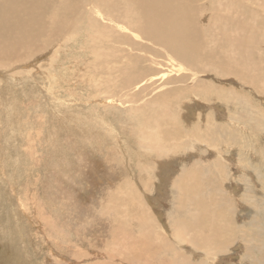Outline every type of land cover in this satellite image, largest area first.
Returning a JSON list of instances; mask_svg holds the SVG:
<instances>
[{
  "label": "rangeland",
  "instance_id": "obj_1",
  "mask_svg": "<svg viewBox=\"0 0 264 264\" xmlns=\"http://www.w3.org/2000/svg\"><path fill=\"white\" fill-rule=\"evenodd\" d=\"M15 1L4 12L8 23L34 19L25 32L13 30L22 40L0 38V264L11 252V205L28 235L23 255L36 264H214L223 257L224 264H264V0H101L121 15L148 17L173 43L188 42L194 59L187 67L217 94L198 93L200 104L187 110L172 105L176 123L160 102L136 117L120 103L123 47L107 41L113 32L98 23V0ZM153 4L160 16L149 13ZM176 59L170 52L155 71L175 76ZM137 119L187 147L165 150L170 162L159 170L157 154L134 132ZM197 125L220 136L210 146L194 143ZM221 162L223 180L207 168ZM195 194L209 208L197 210ZM198 212L219 216L207 227ZM221 214L231 221L225 235Z\"/></svg>",
  "mask_w": 264,
  "mask_h": 264
},
{
  "label": "bare ground",
  "instance_id": "obj_2",
  "mask_svg": "<svg viewBox=\"0 0 264 264\" xmlns=\"http://www.w3.org/2000/svg\"><path fill=\"white\" fill-rule=\"evenodd\" d=\"M131 2H132V0H131ZM110 6L111 5H108V4L101 5V0H98V11H97L98 12V18L97 19H98L99 25L102 28H109L113 32L110 34L109 39H107L109 44L113 48H115L114 44L120 43L119 46L121 48L123 47V52H124L123 53V59H122L121 63L118 66H116V68H117V72H118V70H124L125 72H128V74H127V78H126L125 82H122L123 85H119L117 87L116 93L122 94L118 98L120 103L127 104V106L130 107V109L128 111L129 112L132 111V113H135V117L139 113H141L144 110V108L146 109V111L149 112L151 109L150 104L160 102V103H158V106L161 107L162 111H164L166 113V115L169 118H171V120L173 119L176 123V115H174V114L171 115L172 112H171V114H169L170 113V107L172 105H177L179 107L183 106L184 110H187L190 107L189 106L190 103L200 104V101L198 99V95H199L198 93H200L202 95L203 94H207V95L208 94H212V95L217 94L216 91L215 92L210 91L214 86H212V85L208 84L206 81L202 80L200 77H198V74L194 73L192 70H190L187 67L188 64H190L194 58H193L192 52H191L192 49L187 47L188 42L186 40H185L186 42L184 40H181L178 43H173L172 39H170L169 37L164 35L157 27L150 25V24H147L150 22L148 17H146L145 20H138V19L132 18V15H130L129 13L121 15V14L117 13ZM156 6L157 5H155V4L151 5L149 7V13L151 12V14L153 16L157 17V16H160L162 14V11ZM17 7H18V2L15 0H13V1L7 0L4 3L0 4V38H2L4 40L12 39L14 42H17L18 40H22L23 39L22 37L24 35L13 34V30L17 29V30H19V32H22V33L25 32L34 19L33 15H31L26 20L19 19L16 21L13 20L11 23H8L6 15L4 12L8 8H17ZM144 22H145V24H142ZM13 36H15L16 39L13 38ZM101 36L104 37V33ZM172 51H174L177 54L176 60L178 62L179 68L176 70L175 76L167 77L166 75L161 74L159 72H156L155 70H156V66H159L161 61L164 60L165 58H167L170 55V52H172ZM193 51L195 52V50H193ZM119 52H120V54H122L121 51H119ZM1 54L2 53L0 52V55ZM118 75H119V73H118ZM42 76H43V74H42ZM212 76L215 77L216 79H219V77H217V76H214V75H212ZM44 77H45V75H44ZM48 81H50V80H48ZM245 85L248 86L249 88H251L252 90H254L255 92H258L257 89L251 87L250 85H248V84H245ZM242 86H244V85H242ZM126 87H129L130 89L132 88V90H130ZM245 88H247V87H245ZM258 88L261 89V91L264 90V84L259 85ZM123 89H126V91H123ZM116 93L114 92V95ZM191 96H193V97L191 98ZM109 102H110V100H109ZM205 105H209V106L215 108L217 111L222 112L223 113L222 115H224L226 118L229 119L228 113L223 111L214 102L205 103ZM66 107H67V105H66ZM66 110H68V109H66ZM74 112H76V111H74ZM174 112H176V110ZM211 115H212V112H211ZM70 116H72V115L70 114ZM58 117H60V116H58ZM74 117H75V115H74ZM62 118H64V117H62ZM66 118H68V117H66ZM57 120H59V119H57ZM60 120H61V118H60ZM136 123H138V125L135 124V126L137 125V128H139V130H137V128H136V129H134L135 130L134 132H136L138 134V136L142 137L143 142L139 141L140 144L147 142L146 143V144H148L147 146L149 148H153L154 153L157 154L158 164L156 165L157 167L156 166L155 167L156 168L159 167L158 168L159 170H160V168L162 169L163 163L165 162L164 160H167V162H170V161H168V156H166V154L164 153L165 150H169L172 153H176L175 150H180V148H186L187 147V145H186L187 143H185V142H180V143L169 142L168 143L167 140L164 139V136L157 129H154L152 127L147 128L146 124L144 122L140 121L139 119H137ZM126 124H128V123H126ZM133 125H131V126H133ZM129 127H130V125H129ZM75 128H76V125H75ZM127 129H129V128L127 127ZM127 132L128 131H126V133ZM130 132H131V130L129 131V133ZM118 135H120V134H118ZM215 135L220 136V133L214 134L213 132H210L209 129H207V131L203 133L201 131V129L199 128V125L195 126V128L190 130V136L193 138L194 143L201 142V143L205 144L206 146H210V143L213 144L212 143L213 138H216ZM134 136H136V135H134ZM134 136H130V137H134ZM120 138H122V137L120 136ZM136 138L137 137H135V140H136ZM138 138H137V140H138ZM129 140H131V139H127V141L125 140L126 144L131 143V141L128 143ZM122 141H124L123 138H122ZM134 141H133V143L137 142V141H135V142ZM119 142H121V141H119ZM59 144H61V141ZM136 144H138V142ZM119 145H121V144L119 143ZM134 146H135V144H134ZM138 146L139 145H137V147ZM141 146H143V145H141ZM121 147H123V146H121ZM124 147H123V149H124ZM130 147L132 148V146H130ZM131 148H130V150H131ZM138 149L141 150L142 148H137V150ZM138 152L140 153L141 151H138ZM143 152L145 154H147V152H145V151H143ZM124 153L128 154L126 152V150ZM130 153H133V152H130ZM230 154H231V156L227 155L225 158L227 161H229V164L233 165V167H234L235 165L238 164V161L234 158V155H235L234 152H230ZM131 155H133V154H131ZM135 155L139 156V154H135ZM148 155H150V154H148ZM221 155H222V152H221ZM138 156H136L135 158L140 159V157H138ZM141 156H142V154H141ZM151 156H152V154H151ZM151 156H150V158H151ZM153 156H156V155H153ZM131 157H133V156H131ZM164 157H165V159H164ZM143 158H145V157H143ZM143 158L141 159L140 162L143 161ZM147 159L151 160L149 158H147ZM219 160H221V159L219 158ZM146 162H148V161H146ZM142 163H145V162H142ZM138 165H139V168L141 169L140 171L145 172L147 174L146 177H148V171L146 169L147 164L145 163V164H138ZM223 166L224 165L221 162L220 165L217 164L214 166V168H212V167H207V168L210 169L212 173H213V170H215L216 171L215 173H217L216 175L220 174L221 179L223 180V175H224L223 171H222ZM241 166H242V164H241ZM149 167H150V164H149ZM148 169H152V168H148ZM149 172H151V171H149ZM152 174H153V172H152ZM152 174H150V175H152ZM141 178H142V176H141ZM136 179H137V177H136ZM145 179L148 181L149 178H145ZM127 184H128V182H127ZM129 185L131 186V184H129ZM213 192H214V189H212L211 193H213ZM134 193H133V196H134ZM218 194H219L218 192H214L211 196V202L215 205L219 203V199L217 198ZM9 196H10V193H9ZM193 199L198 202V204H196V203L193 204L197 210L202 211V210L209 208L208 206H206L204 204V201L206 200L205 197L201 198L199 194H195L193 196ZM10 200H11V197H10ZM4 201H6V200L4 199ZM138 201H139L138 202L139 206L143 207L144 205L141 202L140 198ZM220 202L223 203V201H220ZM216 206L219 207V205H216ZM11 207H12V213H10L11 223L14 222L13 218H12V214L16 218V221L14 222L13 226L10 228V231L7 233L9 236V239H10V241L8 243L11 245V248L9 247L11 252L6 253V260H5L4 264H10V263H8L9 258H10L11 264H36L33 260L32 254L30 252L23 255V251L26 252L27 248H28L26 246V244H27L26 237L28 235L26 236L25 232L22 231V229L19 227L20 220H19L18 209H16L15 205H11ZM219 210H222V209H219ZM144 215H145V220H146L147 218H149L151 216V213L146 212ZM198 215H199V217H201L204 220V223L207 227H210L213 225V219H212L213 216H210L211 214L209 216H207V215H204V214L198 212ZM129 216H130V214H129ZM215 216H219V214L215 213L214 217ZM131 217H132L131 220L133 221L136 218H138V215L137 216H131ZM221 217L223 219V222L221 224L222 234L225 235L226 231L230 230L231 221L228 218H225L224 214H221ZM131 220L129 219L128 222ZM139 222H141V221H139ZM216 241H218V240H216ZM223 241L226 245H228V242H229L228 239L224 238ZM204 243H205L204 241H201V244H204ZM7 246H8V244H7ZM2 253H3V251H2ZM192 253L194 255H196L197 254L196 249H194L192 251ZM28 256H29V259L27 258ZM218 257H220V256H218ZM225 259H227V258L223 257L222 260H225ZM222 260L214 262V264H224L225 261H222Z\"/></svg>",
  "mask_w": 264,
  "mask_h": 264
}]
</instances>
